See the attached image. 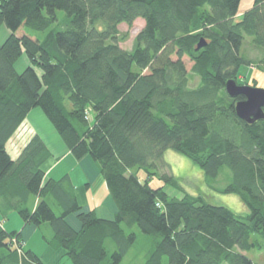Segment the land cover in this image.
<instances>
[{"label":"trees","instance_id":"trees-1","mask_svg":"<svg viewBox=\"0 0 264 264\" xmlns=\"http://www.w3.org/2000/svg\"><path fill=\"white\" fill-rule=\"evenodd\" d=\"M242 1L0 0V27L9 31L0 43V215L46 227L44 242L72 264H121L135 228L150 237L143 264H256L246 252L264 246V120H240L242 98H229L225 84H239L242 66L264 69V54H240L246 37L264 53V0L236 22ZM137 19L144 27L124 50L128 35L118 27ZM200 39L206 45L196 51ZM23 53L28 66L17 72ZM189 74L199 78L195 89ZM36 109L76 160L96 164L116 207L112 220L83 210L69 176L45 178L51 154L38 135L10 158L8 140ZM167 150L191 160L207 184L228 170L215 191L237 195L248 215L160 174ZM154 179L162 185L152 188ZM14 238L20 233L0 226V264H42L18 253Z\"/></svg>","mask_w":264,"mask_h":264},{"label":"rangeland","instance_id":"rangeland-1","mask_svg":"<svg viewBox=\"0 0 264 264\" xmlns=\"http://www.w3.org/2000/svg\"><path fill=\"white\" fill-rule=\"evenodd\" d=\"M253 2V0H243L240 3V10H245L249 6V4ZM58 18L62 19L64 14L63 12H57ZM144 27V21L141 19H137L133 26L129 28L127 25L122 24L118 27L119 32L121 34H127L128 38L125 42L120 43V47L124 50L130 51L133 47V41L137 34L141 31V29ZM32 33V32H30ZM35 36H38L41 38L45 32H37L33 33ZM9 35V31L7 28L2 25L0 27V43H3L7 36ZM240 54L245 58H251V59H258L260 58L264 53L262 50H256L251 45V39L246 37L244 41V45L240 51ZM28 66V60L26 55L23 53L20 59L15 64V68L17 72H22L24 68ZM189 88L195 89L199 85V78L195 75L189 74ZM238 85H248L252 87H257L260 89H264V69H258L254 67H247L242 66L239 71V77H238ZM34 111H37L39 113V117L43 119V121H38L40 127H44L49 125L54 133V128L51 126V124L48 122V120L45 118V116L42 114L41 110L36 109ZM33 117V116H32ZM35 116L33 118L35 122ZM45 121V123H43ZM36 123V122H35ZM45 131V130H43ZM45 136L47 133L44 134ZM164 160L168 164V167H165L161 169L160 174H172L175 178L179 180L180 185L183 187L184 191L190 193V194H202L206 201L215 206H223L228 209H230L233 213H235L237 216L245 218L246 215H248V210L243 205L241 200L237 195L234 194H222L215 191V189L222 188L228 183V178L230 176V172L226 169H224L223 173L211 184H207L204 179L203 172L197 167L191 160L188 158L175 153L172 150H167L164 154ZM72 157L64 160V162L54 171V174H52V178L59 177V175L65 171V169L70 170L73 168V171L70 172L73 177H78L79 180L84 183L82 170L78 168L77 166L72 165ZM228 175V176H227ZM138 176L140 178V181H144L146 178V175L143 171H140L138 173ZM228 177V178H227ZM150 186L152 188H158L162 185V183L156 179L150 181ZM169 195L175 196V197H181L182 193L177 192L174 189H166ZM100 191V188L98 184H95L93 187V193L96 192L98 195ZM56 213H58L57 210H55ZM0 221L2 223L4 231L7 233L11 232H19L24 227V223L20 216L17 213H10L6 215L5 217H2L0 215ZM137 233V241L132 246V248L129 250L121 264H143L144 262V255L147 252L149 246H150V237L144 234H141L136 228L134 229ZM49 234L47 231V228H41L40 230H37L33 237L30 239V245L38 250L41 254L44 245V240L41 237L42 234ZM246 256L251 259L256 264H264V246L261 249H252L248 252H246ZM67 259V258H66ZM68 263L72 264L70 260H66Z\"/></svg>","mask_w":264,"mask_h":264},{"label":"crops","instance_id":"crops-1","mask_svg":"<svg viewBox=\"0 0 264 264\" xmlns=\"http://www.w3.org/2000/svg\"><path fill=\"white\" fill-rule=\"evenodd\" d=\"M252 5L253 2H251L249 6H246L247 8L245 10L241 11L239 9V14L235 17V21L238 22L242 14L249 10ZM38 114L39 113H37V111H31L24 122L8 140L6 144V151L10 158L13 161L16 160L21 154L22 150L31 140V138L35 135H38L43 140L44 144L51 154V158L44 164L43 167L45 178L59 180L65 175L69 176L72 186L74 187V192L76 194L78 202L83 210L94 212L95 215L100 219L112 220L116 214V207L108 193L104 180L99 174L96 164L89 157H84L80 160H76L63 144L58 134L56 135L49 125L42 128L40 127L38 121H43V119H41ZM34 116L36 118V123L33 120ZM43 123H45V121ZM45 133H47L46 136L44 135ZM71 157L73 160L71 162L72 165L77 166L82 170V176L85 180L84 183H82L83 181L81 182L78 177L72 176L70 172L73 171V168H71L70 170H62L65 171L64 174L62 172L59 177L54 178V176L52 178L51 175L54 174V171L64 162V160H67ZM95 184H98L100 188L98 195L96 194V192L93 193V187ZM36 203L37 200L34 199L32 201L34 207ZM69 223L75 229L80 227L75 216L69 217ZM0 226L3 229L1 221ZM37 230L40 229L35 228L31 225H24L23 229L18 232L20 233V241H22L23 250L31 251L39 258L42 264H70L68 263V261H66L67 259H70L65 255V252L63 250L55 251L47 246V244L43 241L45 247H43L41 254H39L40 252L29 244L30 239L33 237Z\"/></svg>","mask_w":264,"mask_h":264},{"label":"water","instance_id":"water-1","mask_svg":"<svg viewBox=\"0 0 264 264\" xmlns=\"http://www.w3.org/2000/svg\"><path fill=\"white\" fill-rule=\"evenodd\" d=\"M206 45L203 39L197 43L196 51ZM225 92L231 99L242 98L234 105L236 116L247 124L264 120V89L248 85H238L235 80L225 84Z\"/></svg>","mask_w":264,"mask_h":264},{"label":"built area","instance_id":"built-area-1","mask_svg":"<svg viewBox=\"0 0 264 264\" xmlns=\"http://www.w3.org/2000/svg\"><path fill=\"white\" fill-rule=\"evenodd\" d=\"M12 244L17 249L18 253H23V244L21 241H18L16 238L12 239Z\"/></svg>","mask_w":264,"mask_h":264},{"label":"clouds","instance_id":"clouds-1","mask_svg":"<svg viewBox=\"0 0 264 264\" xmlns=\"http://www.w3.org/2000/svg\"><path fill=\"white\" fill-rule=\"evenodd\" d=\"M260 86H264V85H260Z\"/></svg>","mask_w":264,"mask_h":264}]
</instances>
